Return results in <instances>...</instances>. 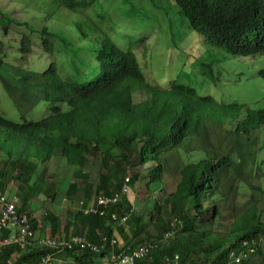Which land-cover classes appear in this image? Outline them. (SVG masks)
I'll list each match as a JSON object with an SVG mask.
<instances>
[{"label":"trees","instance_id":"16d2710c","mask_svg":"<svg viewBox=\"0 0 264 264\" xmlns=\"http://www.w3.org/2000/svg\"><path fill=\"white\" fill-rule=\"evenodd\" d=\"M59 1L69 7L77 4L76 0ZM175 2L187 17L190 27L207 41L235 55L264 54V0ZM43 43L45 47L48 46L47 40ZM32 49V40L23 35L22 53L26 54ZM97 58L102 62V75L85 84L62 77L55 61H51L44 71L11 67L18 72L23 85L37 91L50 103V116L32 119L22 115L21 120L17 121L0 114L1 193L8 199L15 197L18 200L19 197V214H27L32 227L36 229L32 209L37 198L31 203L30 193L53 199L52 192L56 189L63 191L64 188L57 186L55 181L56 172H62V176L70 174V178H64L66 183L73 179L69 190L81 192L86 201L100 193L114 195L121 191L125 178L129 177V193L135 191L137 186L144 188L145 184L153 195L145 198V204L142 203L136 211L134 204L140 201L135 192L134 204L130 201L129 193L127 196L123 194L118 204H109L108 210L124 208L130 212L125 226L129 228L131 236L124 227L125 250L134 249L144 239L161 237L169 229L173 218L182 221L172 236L162 240L157 248L145 258L137 259L135 264H165L166 257L176 254L180 256L181 264H238L230 262V252L246 251L253 246L255 252L257 250L255 255H264L259 246L264 240V222L256 204L247 210L250 212L241 215L244 222L230 226V234L207 228L219 213L217 203L225 172L223 169L232 165L230 157H204L188 163L181 169V179L175 190L161 200L155 197V194L160 195L165 190L163 154L170 147L197 134L200 123L206 117L202 110L204 104L194 101V97H198L195 88L173 81V90L179 89L183 93L160 94L156 88L146 85L145 89L151 91L150 98L133 103L134 86L131 82H140L139 87L144 84L135 54L122 49L106 36L100 41ZM260 73L264 77V68ZM87 107H117L124 111L109 112L107 117L113 119L111 122L87 124L77 119L80 115L78 110ZM249 117L235 125L237 133H248L264 124V110L249 114ZM253 117L258 119L255 121ZM87 125L92 129L90 132L82 130ZM104 126L114 129L105 131L102 130ZM94 145L99 149L96 170L91 168L90 159ZM14 183L21 187L18 193H13L12 188L7 189L8 185ZM82 215L88 221L107 226L102 233L112 234L108 226L111 219L109 214ZM47 216L57 219L52 213ZM151 225L157 233L149 232ZM52 226L55 229L60 226L66 228L67 223L55 220ZM7 233L8 230L5 231ZM102 233L96 238L92 231L85 235L97 241ZM45 236L49 235L40 237ZM229 236H232L231 240ZM35 241L36 238L26 246L12 244L4 247L0 251V264H20L33 257L41 262L45 247ZM14 252H18V255L10 262L9 258ZM105 253L85 252V264L99 262Z\"/></svg>","mask_w":264,"mask_h":264},{"label":"rangeland","instance_id":"374dc122","mask_svg":"<svg viewBox=\"0 0 264 264\" xmlns=\"http://www.w3.org/2000/svg\"><path fill=\"white\" fill-rule=\"evenodd\" d=\"M76 2L69 7L59 0H0V60L3 61L0 114L17 121L22 115L32 119L50 116V103L23 85L18 72L11 67L44 71L55 61L62 77L85 84L102 75L98 48L100 41L108 36L119 47L135 54L143 74V87H139L138 81L131 82L133 103L150 98L151 91L145 89L146 85L160 94L183 93L173 90L175 81L195 88L198 97L194 101L204 104L206 117L198 127L199 132L163 154L165 190L155 197L161 200L175 190L181 169L188 163L204 157H230L232 165L223 169L219 213L207 228L230 234V226L244 222L241 215L256 203L262 206L257 210L264 222V124L248 133L235 131L238 122L251 118L249 114L264 110V77L260 73L264 54L235 55L207 41L190 27L175 0ZM23 35L33 42V49L26 54L21 51ZM44 40L48 41L47 47ZM112 111L124 110L87 107L78 110L77 119L87 124L107 123L113 120L107 117ZM110 129L114 128H102ZM82 130L92 129L87 125ZM91 150V168L96 170L99 149L94 145ZM145 186L142 189L137 186L129 193L132 199L135 193L138 195L140 202L135 203V211L145 198L153 195ZM124 227L131 236L129 228ZM149 232L157 233L152 225ZM259 246L264 251V240ZM255 253L244 255L241 264H264V255Z\"/></svg>","mask_w":264,"mask_h":264},{"label":"built area","instance_id":"2783aa9c","mask_svg":"<svg viewBox=\"0 0 264 264\" xmlns=\"http://www.w3.org/2000/svg\"><path fill=\"white\" fill-rule=\"evenodd\" d=\"M128 180V178L126 179ZM129 190L127 184H124L121 191L114 193V195L100 194L96 199L91 202L87 207L83 209V212L88 213H99L105 214V208L109 204L117 203L122 195ZM0 190V251L7 246L12 244H17L20 246H26L32 243L35 236V229L32 227L31 219L27 214H19L18 212V200L13 197L8 199L4 196ZM81 204H83L81 202ZM113 218H118V214L114 211L112 212ZM127 220V216L121 218L122 222ZM182 225L180 219L174 218L170 226L171 228L167 230L164 234L165 237L170 236L174 233L178 226ZM8 233L5 234V231ZM37 242L49 249L41 257V264H50L52 260V251H65V250H75L85 252L88 251L93 254H99L105 251L112 250L102 257L99 262H91L89 264H135L137 259L146 257L150 251L158 247L159 240L152 239L146 240L134 249L121 250L115 252L113 247L117 244L118 239L116 237H108L103 235L99 242L91 240L85 234H72L67 235L65 233L59 234L57 236H45L38 237ZM244 243H247L244 241ZM250 252L254 251L253 247L248 249ZM246 253L240 251L239 254L232 250L230 252V257L236 261H240L241 257ZM166 264H180V257L176 254L174 257H166Z\"/></svg>","mask_w":264,"mask_h":264},{"label":"crops","instance_id":"0c3cea01","mask_svg":"<svg viewBox=\"0 0 264 264\" xmlns=\"http://www.w3.org/2000/svg\"><path fill=\"white\" fill-rule=\"evenodd\" d=\"M52 169V168H51ZM68 170V169H67ZM70 171V170H68ZM62 172L58 171L54 175L55 181L57 182V186H62L63 191H59L60 189H56V191L52 192L53 199L49 197H45L44 195H37L35 193H30L31 195L29 198L31 199V203L33 202L34 198H37L33 202V206L35 207L32 209V215L36 219V241L37 238L44 235H52L57 236L59 234L65 233L68 236L72 234H86L89 231L94 232L95 238L99 233L105 231L107 226L103 223L97 221H88L84 219L82 214H78L79 206L78 202L83 198L81 192L74 193L73 191L69 190V186L73 179L69 182H65L64 178H70L69 175L62 176ZM229 180L224 178V181ZM12 188L14 190L13 193H18L17 191H21V187L16 183L10 184L7 186V189ZM9 191V190H8ZM14 196H17L15 194ZM13 197V196H12ZM262 197L258 198L261 200ZM18 206L21 205V200L18 197ZM90 201V200H88ZM130 201L133 202V199L130 198ZM134 204V202H133ZM145 204V203H144ZM258 206L261 208V204L257 203ZM48 213L55 214L57 219L56 222L58 223H67L66 228L63 226L58 227L57 229L53 228L52 224L55 221L53 217L47 216ZM36 224V223H35ZM112 229V234L116 235L119 241V246H124V225L120 224L117 220H110L108 224ZM126 242V240H125ZM38 243V242H37ZM18 252H14L9 261L12 262L16 259ZM38 260V258H36ZM36 259L29 258L27 261H24L20 264H40L36 261ZM35 260V261H31ZM3 261L5 259L3 258ZM87 262L86 258L84 257V253L78 251H55L52 256V260L50 264H85Z\"/></svg>","mask_w":264,"mask_h":264},{"label":"clouds","instance_id":"9594fccd","mask_svg":"<svg viewBox=\"0 0 264 264\" xmlns=\"http://www.w3.org/2000/svg\"><path fill=\"white\" fill-rule=\"evenodd\" d=\"M128 178V180H129V177H126L125 178V182L122 184V186H121V189H122V187H123V185L124 184H127L128 185V180H126ZM128 187H129V185H128ZM129 191H130V187H129V190L124 194V195H128V193H129ZM118 192H120V190L118 191ZM100 194H103V193H100ZM100 194H98V195H100ZM98 195H96L93 199H91L90 201H86V200H84V199H82V200H80L79 202H78V206H79V212H81L82 214H84V215H87L86 213H84L83 212V209L85 208V207H87L91 202H93L95 199H96V197L98 196ZM121 200H122V198L118 201V202H121ZM81 202L83 203V204H81ZM118 202L117 203H115V204H118ZM143 204H144V202H143ZM257 204V203H256ZM112 205H114V204H112ZM111 205V206H112ZM134 205H136V204H134ZM258 208H260L258 205H256ZM110 206H107L106 208H105V210H106V213L105 214H100V215H110V217H111V219L110 220H117L120 224H122V225H126V222H127V220L130 218V213H128L126 210H124V208H121V209H119V210H108V208H109ZM116 212L117 214H118V218H113L112 217V212ZM88 214H92V213H88ZM93 214H99V213H93ZM123 216H127V220L125 221V222H122L121 221V218L123 217ZM174 219V218H173ZM172 219V220H173ZM171 220V221H172ZM31 224H32V222H31ZM171 228V226H169V229ZM178 228V227H177ZM177 228L175 229V231L177 230ZM168 229V230H169ZM167 231V230H166ZM165 231V232H166ZM175 231H174V233H175ZM165 232L162 234V236L161 237H152V238H150V239H144L140 244H142L144 241H146V240H152V239H157V240H159V244L158 245H160V243L162 242V240H164V239H166V238H168V237H170V236H172V235H170V236H167V237H165L164 236V234H165ZM103 235H106V236H108V237H116L117 238V236L116 235H114V234H111V235H107V234H105V233H102L101 234V237L103 236ZM52 236V235H51ZM101 237H100V239H101ZM90 238V237H89ZM91 239V238H90ZM100 239L99 240H97V241H95V240H93V241H95V242H99L100 241ZM118 239V238H117ZM92 240V239H91ZM124 244H125V242H124ZM139 244V245H140ZM138 245V246H139ZM137 247V246H136ZM135 247V248H136ZM157 248V247H156ZM253 248H254V251L253 252H250L248 249L246 250V251H244L246 254L245 255H247V254H252V253H254L255 252V246H253ZM155 249V248H154ZM49 249H47V248H45V251L44 252H46V251H48ZM112 250V248L111 249H109L108 251H105L106 253H105V255H107L110 251ZM113 250L115 251V252H119V251H121V250H125L124 249V246H119V241L117 242V244L113 247ZM153 250V249H152ZM151 250V251H152ZM66 251V250H65ZM68 251H75V250H68ZM55 251H52V254L54 253ZM78 252H81V251H78ZM85 252H88V251H85ZM85 252H82V253H85ZM240 252V251H239ZM239 252H237L238 254H239ZM88 253H90V252H88ZM44 254V253H43ZM93 254V253H92ZM104 255V256H105ZM149 255V254H148ZM147 255V256H148ZM230 255V254H229ZM103 256V257H104ZM41 257H42V255H41ZM180 257V256H179ZM230 257V256H229ZM145 258V257H144ZM243 258H244V256H242L241 257V260L240 261H236L235 259H233V258H229L230 259V262H235V263H241L242 261H243ZM140 259H142V258H140ZM40 261H41V258H40ZM40 264H41V262H40ZM180 264H181V262H180Z\"/></svg>","mask_w":264,"mask_h":264},{"label":"bare ground","instance_id":"6f19581e","mask_svg":"<svg viewBox=\"0 0 264 264\" xmlns=\"http://www.w3.org/2000/svg\"><path fill=\"white\" fill-rule=\"evenodd\" d=\"M166 264V263H165Z\"/></svg>","mask_w":264,"mask_h":264}]
</instances>
